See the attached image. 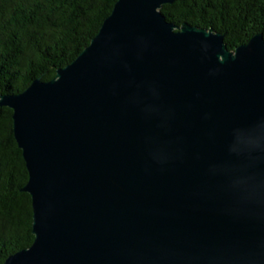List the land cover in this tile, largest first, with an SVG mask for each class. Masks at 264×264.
Masks as SVG:
<instances>
[{"label": "water", "instance_id": "1", "mask_svg": "<svg viewBox=\"0 0 264 264\" xmlns=\"http://www.w3.org/2000/svg\"><path fill=\"white\" fill-rule=\"evenodd\" d=\"M118 0L50 81L0 94L29 173L31 247L4 264H264V35Z\"/></svg>", "mask_w": 264, "mask_h": 264}, {"label": "trees", "instance_id": "2", "mask_svg": "<svg viewBox=\"0 0 264 264\" xmlns=\"http://www.w3.org/2000/svg\"><path fill=\"white\" fill-rule=\"evenodd\" d=\"M118 0H0V94L25 92L70 65L100 32ZM167 20L213 30L231 51L264 35V0H175ZM29 173L14 137L13 111L0 108V264L34 242Z\"/></svg>", "mask_w": 264, "mask_h": 264}]
</instances>
